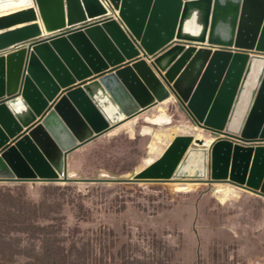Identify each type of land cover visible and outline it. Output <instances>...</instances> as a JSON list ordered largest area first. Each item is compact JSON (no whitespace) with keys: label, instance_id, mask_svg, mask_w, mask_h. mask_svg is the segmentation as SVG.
<instances>
[{"label":"water","instance_id":"obj_1","mask_svg":"<svg viewBox=\"0 0 264 264\" xmlns=\"http://www.w3.org/2000/svg\"><path fill=\"white\" fill-rule=\"evenodd\" d=\"M104 1L0 0V10L29 6L0 17V51L41 36L40 15L50 33L0 56V98L20 92L32 106L25 119L7 106L22 97L0 103V181H71L76 151L175 98L194 127L222 136L208 163L213 179L190 180L264 197V0ZM23 131L20 151L4 147ZM197 145L205 139L175 136L133 177L80 181L189 180L195 151L210 158Z\"/></svg>","mask_w":264,"mask_h":264},{"label":"rangeland","instance_id":"obj_2","mask_svg":"<svg viewBox=\"0 0 264 264\" xmlns=\"http://www.w3.org/2000/svg\"><path fill=\"white\" fill-rule=\"evenodd\" d=\"M191 122L173 100L142 116L134 136L113 130L76 151L71 181L0 184V264L51 246L62 248L67 264H264V197L256 193L223 204L210 185L181 192L171 181H80L133 177L175 136L194 135L208 146L215 137Z\"/></svg>","mask_w":264,"mask_h":264},{"label":"bare ground","instance_id":"obj_3","mask_svg":"<svg viewBox=\"0 0 264 264\" xmlns=\"http://www.w3.org/2000/svg\"><path fill=\"white\" fill-rule=\"evenodd\" d=\"M27 7H29V6H21V7H17V8L14 7L13 9H10V10H6V9L0 10V14L6 13V14L3 15V16H6V15H8L10 13H15L16 11L25 9ZM3 16H0V17H3ZM39 23H40V25L42 27V35L41 36H39L35 40H31L32 42L29 41L27 43L20 44V46L16 45V46H12V47L8 48L7 50H2V51H0L1 52L0 56L1 55L6 56L7 54L12 53L13 50L19 49V48H21L24 45H30L31 43L42 41L46 37H50V33H48V31H47V28H46V26L44 24V21H43L41 15L39 17ZM1 32L2 31H0V33ZM14 96H16L18 99L20 97H22V100L18 101L17 103L8 104L7 106L12 110V112H13L15 117H18L19 114H22L23 117L25 116V119H28L29 114H30V110L32 109V106L28 102V100L24 99V96H23L22 93L20 94V92H19V93L14 94V95H9V93H8L5 96L0 98V103H2L5 100H8L10 98H14ZM173 100H176V99L175 98H169L166 101L161 102L158 105L156 104V105L152 106L151 108H149L148 110L143 112L141 115L135 117L134 119H132V120L126 122L125 124L121 125L120 127L116 128L111 134H118L121 131L128 130L134 136L136 134V126L138 124L139 119L142 116L146 115L147 113L151 112L152 110L160 108L161 106H167V105L173 103ZM195 127H198L201 130H203L198 125H195ZM3 131H4L5 134L8 135V133L4 129H3ZM204 134L205 135H210L212 137H215V139L210 137L208 139L209 140L208 146L197 145L196 147H205V148H207L209 150V156H210L209 160L202 159L201 154L199 152L195 151V155H194V158L192 160V164H194L195 166L192 168L191 166L187 165L183 169V171L185 172V177H187L189 180H185L183 178H179V179L172 180L171 182H167V183H170V185H173L177 189V191H181V192H191V191H195L198 187H200L202 185H210L214 189L215 196L223 204H226L230 200L236 199V198H233V197H238L239 198L241 192L245 191V190H243L242 188H240L238 186H234V185H232L230 183H215V184H213V183L194 182V181H199V180H190L192 178L196 179V178H206V177L207 178L209 177L210 179H213L214 170L212 168H211L210 176H208V174H207L208 173V163H209V165L211 167V150H212L213 146L220 141L222 136L220 134H216V133L211 134V133H208L207 131H204ZM24 138H25L24 131L21 132L18 136H15V137L9 135V142L4 147H14L17 151H20V149L18 148V144L21 141H23ZM206 138H208V137H206ZM153 159H155V157H152V159L151 158L147 159L148 165H152L154 163ZM186 181H190V182H186ZM8 183L18 184V182H8V181H4V180L0 181V184H8ZM30 183H32V182H30ZM60 183H62V182H60ZM171 183H173V184H171ZM222 196H226V199L223 200L221 198Z\"/></svg>","mask_w":264,"mask_h":264},{"label":"trees","instance_id":"obj_4","mask_svg":"<svg viewBox=\"0 0 264 264\" xmlns=\"http://www.w3.org/2000/svg\"><path fill=\"white\" fill-rule=\"evenodd\" d=\"M67 251V249H65ZM34 259L36 264H67L68 256L62 248L59 246L57 247H48L46 252L43 254H38L35 258L33 255H26V259L24 261L20 260L19 256H16L12 261H8L7 264H29V260ZM24 262V263H23Z\"/></svg>","mask_w":264,"mask_h":264},{"label":"built area","instance_id":"obj_5","mask_svg":"<svg viewBox=\"0 0 264 264\" xmlns=\"http://www.w3.org/2000/svg\"><path fill=\"white\" fill-rule=\"evenodd\" d=\"M104 1V0H103ZM106 4H107V2L106 1H104ZM107 6H109V5H107ZM116 19H118L117 17H116Z\"/></svg>","mask_w":264,"mask_h":264}]
</instances>
